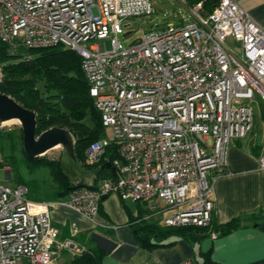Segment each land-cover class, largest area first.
<instances>
[{"label": "built area", "instance_id": "built-area-1", "mask_svg": "<svg viewBox=\"0 0 264 264\" xmlns=\"http://www.w3.org/2000/svg\"><path fill=\"white\" fill-rule=\"evenodd\" d=\"M201 9H189L194 21L152 29L125 47L124 22L150 17L152 0H0V48L60 45L83 59L90 96L112 134L90 146L87 163L96 165L111 145L120 156L111 164L115 176L57 202H35L25 185L0 183V264L84 254L58 240L50 209L65 206L109 228L97 219L111 195L168 228L211 224L216 184L231 173L232 144L253 130L256 98L264 112V29L239 0H220L209 15Z\"/></svg>", "mask_w": 264, "mask_h": 264}, {"label": "trees", "instance_id": "trees-1", "mask_svg": "<svg viewBox=\"0 0 264 264\" xmlns=\"http://www.w3.org/2000/svg\"><path fill=\"white\" fill-rule=\"evenodd\" d=\"M187 9L202 4L201 12L211 14L220 0H183ZM89 83L83 70V59L75 51L55 46L45 49L17 48L7 45L0 48V93L11 96L24 108L37 115V135L60 127L68 129L76 138V157L85 170L94 171L119 159L115 145L108 147L99 162L90 166L87 163V150L100 141L106 134L101 115L95 101L90 96ZM11 170L17 185L28 188V198L35 202H51L66 199L76 188L61 166L60 158L47 156L30 159L23 150V134L20 127L0 128V170ZM47 171L50 185L45 190L47 199L30 197L40 192L37 175ZM110 170H101L95 184L112 178ZM129 222L140 247L152 251L160 247H172L174 239H183L192 245H199L216 234L217 237L230 235L240 229L245 220L236 218L231 222L218 225L214 216L208 227L186 226L168 228L159 222L145 220L147 213L137 204V214H133L126 203ZM102 205L100 214L102 213ZM86 253H92L97 264H102L107 254L99 252L92 236L87 239ZM200 264H217L211 259L210 252L200 253ZM81 255L74 256L70 264H80Z\"/></svg>", "mask_w": 264, "mask_h": 264}, {"label": "crops", "instance_id": "crops-1", "mask_svg": "<svg viewBox=\"0 0 264 264\" xmlns=\"http://www.w3.org/2000/svg\"><path fill=\"white\" fill-rule=\"evenodd\" d=\"M239 4L264 29V0H239ZM260 126L255 119L248 137L232 144L229 151L231 173L216 184L215 222L224 225L236 218L245 220L242 227L230 235L210 237L199 245L174 239L176 244L172 247L145 250L128 225L129 216L122 201L111 195L102 202V213L97 219V223L107 224L109 228L97 226L68 207H52L50 213L53 225L59 231L58 240H70L78 248L87 250L86 241L94 233L110 238L117 246L104 256L102 264H181L191 258L201 262V252H210L211 259L217 264H264V171L260 170V161L264 157V125ZM59 253L63 256L72 252Z\"/></svg>", "mask_w": 264, "mask_h": 264}, {"label": "water", "instance_id": "water-1", "mask_svg": "<svg viewBox=\"0 0 264 264\" xmlns=\"http://www.w3.org/2000/svg\"><path fill=\"white\" fill-rule=\"evenodd\" d=\"M18 123L23 134V150L30 159L47 156L56 149L62 150L61 166L75 188H90L97 179L101 170L108 169L115 176L116 170L107 164L98 170L87 171L76 157V138L65 128H51L41 135H37V115L21 106L11 96L0 93V127L7 124ZM9 176L11 171L8 172ZM7 172L5 179L7 180ZM92 239L99 252L109 254L117 243L108 237L94 233ZM80 264H97L92 253L81 255Z\"/></svg>", "mask_w": 264, "mask_h": 264}, {"label": "rangeland", "instance_id": "rangeland-1", "mask_svg": "<svg viewBox=\"0 0 264 264\" xmlns=\"http://www.w3.org/2000/svg\"><path fill=\"white\" fill-rule=\"evenodd\" d=\"M153 6H154V13L150 17H138L135 19H129L124 22L123 24V32L124 35L119 36V40L121 43L128 47L131 45L134 41L142 38L143 34L145 32H148L152 29H159L162 27H166L169 23H181V22H192L194 21V17L191 15L189 9H187L186 5L182 0H152ZM128 24H130L129 27H125ZM107 48H110V42L106 41ZM230 45L232 46L233 50L240 55L238 48H240L239 44H233L230 42ZM262 101L259 98H256L255 101L252 104L253 110H254V116L256 119V122L260 123V125H264V121H262L263 118V111H262ZM260 126V127H261ZM14 127H20L18 123H11L3 126V128L13 129ZM107 137L110 139L112 137V134L110 131H106ZM264 139V136H263ZM47 157L49 158H60L62 157V150L56 149L54 151H51ZM11 171L9 167H7L4 170H0V183L5 186L14 187L17 186L16 182L13 180V175L9 176L8 172ZM5 172H7V180L5 179ZM48 172L43 171L40 175H37V182L38 186L40 187V192L32 194L30 192V197L32 198H38V199H47L45 190L50 185V177L47 176ZM133 214H137V204L128 201L126 203ZM147 213V212H146ZM153 222V221H149ZM98 231H101L100 229ZM73 255L72 253H66L63 256H58L57 261L54 264H68L71 262ZM17 264H30L29 260L22 259Z\"/></svg>", "mask_w": 264, "mask_h": 264}]
</instances>
